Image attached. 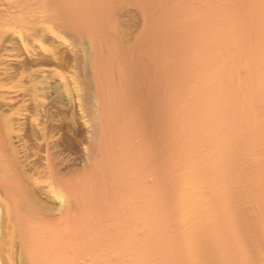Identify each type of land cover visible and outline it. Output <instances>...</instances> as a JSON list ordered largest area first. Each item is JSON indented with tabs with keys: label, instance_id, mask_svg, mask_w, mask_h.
I'll use <instances>...</instances> for the list:
<instances>
[{
	"label": "bare ground",
	"instance_id": "bare-ground-1",
	"mask_svg": "<svg viewBox=\"0 0 264 264\" xmlns=\"http://www.w3.org/2000/svg\"><path fill=\"white\" fill-rule=\"evenodd\" d=\"M0 264H264V0H0Z\"/></svg>",
	"mask_w": 264,
	"mask_h": 264
}]
</instances>
